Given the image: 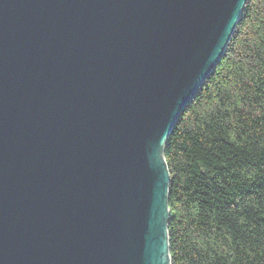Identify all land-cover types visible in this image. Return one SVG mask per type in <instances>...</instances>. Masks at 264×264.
I'll use <instances>...</instances> for the list:
<instances>
[{"label": "water", "instance_id": "water-1", "mask_svg": "<svg viewBox=\"0 0 264 264\" xmlns=\"http://www.w3.org/2000/svg\"><path fill=\"white\" fill-rule=\"evenodd\" d=\"M246 0H0V264H172L164 144Z\"/></svg>", "mask_w": 264, "mask_h": 264}, {"label": "trees", "instance_id": "trees-1", "mask_svg": "<svg viewBox=\"0 0 264 264\" xmlns=\"http://www.w3.org/2000/svg\"><path fill=\"white\" fill-rule=\"evenodd\" d=\"M172 264H264V0H246L164 144Z\"/></svg>", "mask_w": 264, "mask_h": 264}]
</instances>
